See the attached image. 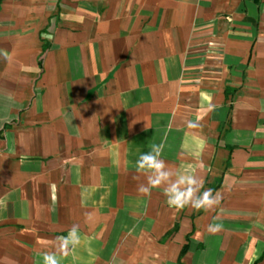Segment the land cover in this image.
Listing matches in <instances>:
<instances>
[{"label": "crops", "instance_id": "obj_1", "mask_svg": "<svg viewBox=\"0 0 264 264\" xmlns=\"http://www.w3.org/2000/svg\"><path fill=\"white\" fill-rule=\"evenodd\" d=\"M0 50V264H264V0H0ZM153 143L220 205L139 194Z\"/></svg>", "mask_w": 264, "mask_h": 264}, {"label": "clouds", "instance_id": "obj_2", "mask_svg": "<svg viewBox=\"0 0 264 264\" xmlns=\"http://www.w3.org/2000/svg\"><path fill=\"white\" fill-rule=\"evenodd\" d=\"M44 39L52 40L54 36L47 33ZM0 55L8 58L6 52L0 50ZM164 144H151L150 150L139 155L135 161L136 176L146 177V183L138 184L137 192L144 196H150L152 189L163 188V195L169 207L176 211L191 207L196 211H213L220 205L222 196L219 192L215 195L211 189L204 188V180L198 178L191 172L178 174L174 169L167 166L162 153ZM203 189V191H201ZM213 219H217L213 217ZM223 229L221 223H213L207 226L209 234L215 235ZM58 247L53 251L40 253L42 264H61V258L67 257L69 253L79 246L81 242L80 229L73 225L68 234L57 238Z\"/></svg>", "mask_w": 264, "mask_h": 264}, {"label": "trees", "instance_id": "obj_3", "mask_svg": "<svg viewBox=\"0 0 264 264\" xmlns=\"http://www.w3.org/2000/svg\"><path fill=\"white\" fill-rule=\"evenodd\" d=\"M255 1H256V2H259V0H255ZM186 249H187V246L184 245V246L182 247L181 251H180V254H179V257H178V262H179L180 264H183V263L181 262V259H182L183 255H184V253L186 252ZM262 258H264V256H262Z\"/></svg>", "mask_w": 264, "mask_h": 264}]
</instances>
